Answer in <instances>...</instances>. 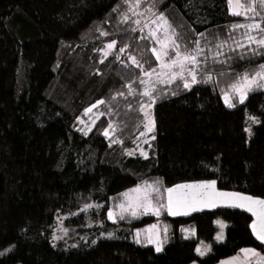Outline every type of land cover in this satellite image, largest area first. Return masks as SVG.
<instances>
[{"label": "trees", "instance_id": "1", "mask_svg": "<svg viewBox=\"0 0 264 264\" xmlns=\"http://www.w3.org/2000/svg\"><path fill=\"white\" fill-rule=\"evenodd\" d=\"M118 3L0 0V252L4 253L0 264H215L241 248L264 254V244L249 227L252 214L241 208L218 207L173 217L161 207L157 215L139 211L137 217L145 216L130 223L104 219L111 198L157 180L162 198L152 199L155 205H164L165 189L203 180H215L220 190L264 199V89L248 93L243 103L231 94L235 105L231 108L224 99L237 73H251L264 64V57L252 56L251 49L257 46L243 35L247 30L231 28L251 21L230 15L226 0H158L159 11L182 38V46L196 39V33H205L208 46L199 59L208 57L201 67L211 69V79L187 90L177 88V82L157 85L166 94L151 107L155 126L149 136L155 138L143 143L139 106L147 105L148 99L140 95L144 91L136 79L140 69L128 55L143 49L145 58L157 67L149 51L156 44L143 39L146 30L130 32L136 25L117 23V13L111 10ZM146 7L138 12L150 14ZM253 19L260 21L262 16ZM97 27L110 35L99 36ZM251 34L259 38L256 31ZM111 39L117 45L105 57L99 49ZM220 41H227L222 51L233 57L220 56L223 64L212 58ZM236 41L244 47L237 48ZM124 43L131 48L119 53ZM240 53H245L243 59ZM116 54L124 63L116 60ZM126 84L136 90L133 95H128ZM174 90L177 95L171 94ZM97 100L106 103L91 108ZM87 108L96 115L91 131L81 122ZM250 117L260 122L253 123ZM249 126L251 135L245 131ZM113 137L122 143L109 147ZM139 144L146 158L136 150ZM86 203L102 206L98 211L88 208L84 220H94V213L100 212L109 227H123L118 236L95 244L91 239L77 241L68 248L53 241L61 215L80 211ZM219 218L226 223L222 242L214 240ZM148 222L157 224L165 240L161 252L135 242L134 229ZM199 241L209 244L210 251L203 256L196 253Z\"/></svg>", "mask_w": 264, "mask_h": 264}, {"label": "snow or ice", "instance_id": "2", "mask_svg": "<svg viewBox=\"0 0 264 264\" xmlns=\"http://www.w3.org/2000/svg\"><path fill=\"white\" fill-rule=\"evenodd\" d=\"M162 2V0H161ZM228 6V13L232 16H245L251 22L247 24H233L231 28H244L247 31L243 34L249 43H254L257 47L251 49L252 56H262L264 57V0H248L247 3H242V0H226ZM147 5L146 12L150 13L145 18V22L141 24L140 19L132 20L128 15V12H131L133 16L143 15L138 12V9L141 6ZM258 5V7H257ZM121 6L124 7V10L121 11ZM156 9V11H153ZM112 13H117V23H131L136 25L135 27H130L128 31L130 32H144L145 29H148L147 35L143 39L150 41H155V44L158 47H151L149 51L151 55L155 57V60L158 63L157 67L152 66L151 58H145L144 50L141 49L137 54H132L131 52L128 55V59L131 61V64L140 69V73L137 75L136 79L139 80L140 85L143 86L144 91L140 95L147 97L148 103L140 104V111L143 112V126L145 132H142L141 135L145 133H151L154 131L155 122L154 119L150 116L149 112L145 110V107L151 108L157 102V99L161 94H166L165 90H162L157 87L159 84H172L177 82V88L182 85V88L187 90L198 83H208L211 79V69L208 67H201V64L207 63L208 57L205 56L204 61H201L199 57L205 53V48L208 46V41L205 37V33L200 32L196 33V39L183 43L181 45L182 38L179 36L178 32L170 24L164 12L159 11L158 9V0H119V3L113 7L111 10ZM251 14V15H249ZM111 15V14H110ZM253 16H262V20L257 21L253 19ZM105 20L103 23H107ZM96 31L99 32V36H109L110 33L105 31L103 28L97 27ZM256 31L259 34L257 36L252 35L251 33ZM204 40L202 44L201 41ZM227 41H220L215 45L216 51L213 55V61L216 63H225V60L218 59L220 56H226L222 51L223 47L226 45ZM237 48H243L244 45L240 44L238 41L235 42ZM117 45L116 39H111L109 42L104 44L103 48H100L99 51L104 53V56L107 57L111 50ZM131 45L129 43H124L123 46L119 48V53L125 52L126 49H130ZM96 50V49H94ZM211 53L212 49H208ZM232 52H236V49H230ZM245 53H240L239 58L243 59ZM116 60H120L121 63H124L120 59L119 54L115 56ZM232 56H226L227 60H231ZM103 62V61H101ZM145 65H148L145 68ZM127 66V65H126ZM223 73H221L222 75ZM201 75V79H197V76ZM155 77L153 80L152 77ZM125 87L128 88V95H133L135 89L126 84ZM232 89V94L238 96L239 103H243L247 98L248 93L255 91L256 89H264V64H260L256 70L253 72L244 71L242 73H237L235 76L234 82L230 85ZM172 95H177V91H172ZM117 95L123 96L124 92H118ZM225 103L228 107H234L235 105L230 102L229 93H224ZM106 101L97 100L91 108H95L97 105L104 104ZM131 107V105H128ZM91 108L85 109V113L89 112ZM79 119V117L77 118ZM253 123H259L260 121L256 117H250ZM94 123V121H93ZM112 124H109V129L112 128ZM109 129H105L103 135L105 138L109 136ZM91 131V127H89ZM246 132L251 135V129L246 128ZM88 132H84V135H87ZM154 139L155 137H151ZM122 143L118 141L115 137L111 140L109 147L113 144ZM125 153L131 155L127 149L123 150ZM141 155L145 156V152L141 151ZM159 184V181H154L152 184L144 183L137 184L136 187L128 189L124 193L119 195L124 197V200L117 203L115 207L119 209V212H114L113 208H109L107 212V218L109 220H115L118 216L119 219H124L125 213H131L133 216L137 214L138 211L143 210L144 212L149 211H159V208L164 207L162 204L153 205L152 203V192L159 193V188L155 185ZM215 180H203L195 184H185V185H174L172 188H167L165 191L169 193L168 202H167V211L169 215H187L189 211L198 210V204H201L205 207H215L217 202H223L228 204L231 207L241 208L250 212L255 219L252 220L249 225L252 235L256 240L260 241L261 244H264V199L260 197H254L242 192H225L217 191ZM179 188H191L197 190V195H194L188 200H174L172 193ZM203 191H199V190ZM134 193L135 195H130ZM92 207L91 204H85L83 210H87ZM223 227V225H221ZM150 229H155V225H150ZM65 234L67 229H62ZM141 230H137L135 242L137 244L141 243L139 236ZM103 235V233L101 234ZM107 236L111 238L112 233H108ZM222 234L217 235V239H222ZM53 239H61L56 235H53ZM83 239V238H82ZM147 242L155 245V251L161 252L162 241L156 237L154 232H149L146 237ZM96 240H92V244H95ZM75 247V245H73ZM9 249H5L7 252ZM205 251H210V248H205ZM205 251H201L200 248H197L199 255H205ZM241 253L245 254V260L241 264H252V260H255V264H264V255H261L255 248H241ZM3 252H0V255H3ZM236 258H229V264H234ZM195 264V261H193ZM225 264V262H221Z\"/></svg>", "mask_w": 264, "mask_h": 264}, {"label": "rangeland", "instance_id": "3", "mask_svg": "<svg viewBox=\"0 0 264 264\" xmlns=\"http://www.w3.org/2000/svg\"><path fill=\"white\" fill-rule=\"evenodd\" d=\"M148 15H150V14H147L146 16L145 15H139L138 19L141 20V24H143L145 22V18ZM145 30H146V32H148V29H145ZM156 47H158V45H156ZM152 79L154 80L155 77L153 76ZM228 93H229L230 99H231L232 89H230V92H228ZM145 110L148 111L150 116L153 118L152 112H151V108L145 107ZM86 114H87L86 119H84V120L82 119L81 122H82L84 127L89 128V126L96 119V115H94V112H92V109L89 112H87ZM247 128H250V126L247 127ZM144 132H145V129H144ZM149 134L150 133H145V135L142 136L143 143L145 142V140H148L149 138L152 137V136H149ZM248 135H249V133H248ZM136 150L141 154V151H143L142 145L139 144L137 146ZM144 183L145 182H142V183H139V184H141L143 186ZM147 183L148 184H152V182H147ZM136 185L131 187V188H129V189H132V188L136 187ZM216 189H217V191H225V190H220L217 187H216ZM126 191H124V192H126ZM225 192H236V191H225ZM130 195H135V194L132 193ZM187 195H188L187 193H181V192H178V191H174L172 193L173 199H190L189 197H191V196L186 197ZM168 196H169V194L167 195V197ZM161 198L162 197L160 196V192L159 193L152 192V199H161ZM165 198H166V196H165ZM122 200H124V197H122L120 195L111 198L110 204H109V208L110 207L113 208V211L118 213L119 209H117L115 207V205L117 203L121 202ZM152 203L155 206L153 200H152ZM91 205H92L91 208H93V211L94 210L98 211L100 209V207L102 206V204H99V203H92ZM87 211H88V209L87 210H83V211L82 210L76 211V212H74L72 214L61 215V218H59L57 220V224H56V227H55V230H54V233H53V235L61 237V239H55V240L53 239V241H61V246L64 247V248H68V247H72L73 245H76L77 241L86 242L89 239H91V241L92 240L98 241L100 239H111V238H114V237L118 236L117 231H118L119 228H123L122 226L117 225L114 228L109 227L108 225H106L103 222V219L100 217V212L94 213L95 215H97L94 218V220L92 218H90L89 220H84V216L87 213ZM141 211L144 212L143 210H141ZM149 212L154 214L155 211H149ZM138 213H139V211L137 212V214ZM127 214L128 215H124L125 217H124L123 220L119 219L118 216L115 218L114 221L113 220H109L107 218V215H106V218H104V219L106 221L112 223V224H118L120 222L130 223V222H133V221H137V220H140L142 218V216H145L144 214L140 215L139 217H137V214L135 216H133L130 212L127 213ZM129 214H131V215H129ZM145 214H150V213L145 212ZM90 215H93V214H90ZM128 216H132V217L130 218ZM70 218H71L72 222L67 223V221ZM224 223H225V221L222 220L221 218H219L218 221L215 222L217 230H216L215 235H214V240H215V238H217L218 234H222V237H223V239H221V241H217V242H222L224 240V236H225L224 230H225V227H226V223H225V225H224ZM150 225H153V223L152 222H148V223L143 224L141 227H138V228L134 229L135 233H137V229H141V228L143 229L144 233H145V231L147 233H149L151 231V230H149L150 229L149 228ZM221 225H223V227H221ZM95 228H96L97 231L95 230ZM62 229H67L68 230L67 233L65 234V232ZM90 230H93L95 234L94 233L93 234H91V233L89 234L88 232ZM153 230L155 231L156 237H158V228L155 226V229H153ZM102 233H103V235H101ZM108 233H112L113 236L111 238H109L107 236ZM199 242L200 243H206V242H203V241H199Z\"/></svg>", "mask_w": 264, "mask_h": 264}, {"label": "crops", "instance_id": "4", "mask_svg": "<svg viewBox=\"0 0 264 264\" xmlns=\"http://www.w3.org/2000/svg\"><path fill=\"white\" fill-rule=\"evenodd\" d=\"M195 183H197V182L183 183V184H179V185H185V184L191 185V184H195ZM170 188H172V187H170ZM175 191H178V192H181V193H187L188 195L186 197H189V196L193 197L194 195H197L198 194L197 193V190L191 189V188H179V189H176ZM199 191H203V190L201 189ZM168 194L169 193L166 191L165 192L166 198L164 199V208H165V211H166L167 214H168V211H167V202H168L167 195ZM191 197H189V198H191ZM174 200H188V199H174ZM218 207H231V206H229L226 203L220 202V201L217 202V204H216L215 207H205V206H202L201 204H198V210H196V211H189L188 214H191V213L197 212V211H202V210H211V209H215V208H218ZM140 212H141V210H140ZM147 213H151V212H147ZM154 214L157 215L158 212L155 211ZM169 216L176 217V216H185V215L179 214V215H169ZM253 219H255V217L252 216V220ZM153 225L157 226L156 223H153ZM224 225H225V223H224ZM149 230H151V232H154L155 233V231L153 229H149ZM148 234L149 233H147L146 231L144 233L143 229H141L140 236H139V239H140L141 243H139V244H148V245H152L155 248V245L154 244H150V243L147 242L146 237L148 236ZM135 238H136V233H135L134 239ZM157 238H159L162 241V246H163L165 240L159 235V233H158V237ZM215 240L216 241H221V239L218 240L217 238H215ZM206 247L209 248V245L207 243H200L199 242L197 244V246H196V253H197V255H199V253L197 252V248H200L201 251H205V248ZM208 252L209 251H205V254H207ZM261 255H264V254L261 253ZM199 256H201V255H199ZM229 258H236L235 261H234V264H241V262L245 260V254L244 253H241L239 251L238 253H236L234 255H231V256H228L226 258L221 259L220 261H218L215 264H221L222 261L225 262V264H229ZM189 264H193V262H191ZM195 264H199V263L195 261ZM252 264H255V260L254 259L252 260Z\"/></svg>", "mask_w": 264, "mask_h": 264}]
</instances>
